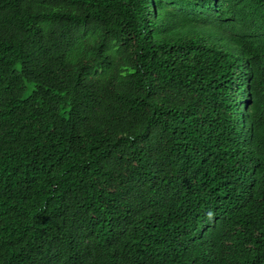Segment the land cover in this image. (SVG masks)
I'll return each instance as SVG.
<instances>
[{"label": "trees", "instance_id": "trees-1", "mask_svg": "<svg viewBox=\"0 0 264 264\" xmlns=\"http://www.w3.org/2000/svg\"><path fill=\"white\" fill-rule=\"evenodd\" d=\"M0 264H264V0H0Z\"/></svg>", "mask_w": 264, "mask_h": 264}]
</instances>
